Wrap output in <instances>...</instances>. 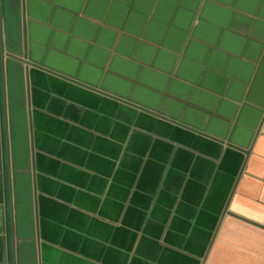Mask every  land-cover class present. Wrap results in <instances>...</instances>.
Masks as SVG:
<instances>
[{"label":"crops","instance_id":"crops-1","mask_svg":"<svg viewBox=\"0 0 264 264\" xmlns=\"http://www.w3.org/2000/svg\"><path fill=\"white\" fill-rule=\"evenodd\" d=\"M0 264H264V0H0Z\"/></svg>","mask_w":264,"mask_h":264},{"label":"water","instance_id":"water-1","mask_svg":"<svg viewBox=\"0 0 264 264\" xmlns=\"http://www.w3.org/2000/svg\"><path fill=\"white\" fill-rule=\"evenodd\" d=\"M0 55L3 58V56H4V50L2 48V44H0Z\"/></svg>","mask_w":264,"mask_h":264}]
</instances>
